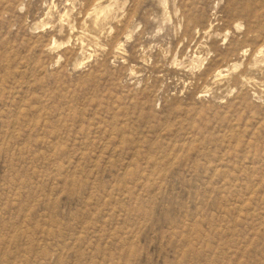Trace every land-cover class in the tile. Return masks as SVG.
Wrapping results in <instances>:
<instances>
[{"label":"rangeland","instance_id":"1","mask_svg":"<svg viewBox=\"0 0 264 264\" xmlns=\"http://www.w3.org/2000/svg\"><path fill=\"white\" fill-rule=\"evenodd\" d=\"M0 264H264V0H0Z\"/></svg>","mask_w":264,"mask_h":264}]
</instances>
